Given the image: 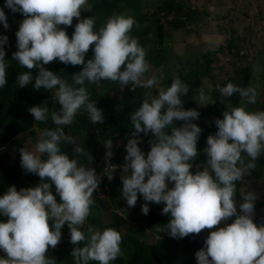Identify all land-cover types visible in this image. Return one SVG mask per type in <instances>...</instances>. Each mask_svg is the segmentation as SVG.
Masks as SVG:
<instances>
[{"label": "clouds", "instance_id": "obj_1", "mask_svg": "<svg viewBox=\"0 0 264 264\" xmlns=\"http://www.w3.org/2000/svg\"><path fill=\"white\" fill-rule=\"evenodd\" d=\"M88 2L5 0L4 7L20 15H8L0 8V24L5 29L9 28L6 16L24 17L15 33L17 51L11 58L17 62L14 67L18 64L21 68H11L6 62L3 46L8 37L0 36V88L9 86L12 70L19 89L45 94L52 90V99L60 105L52 112L44 107V101L28 107L33 123L29 131L37 137L25 143L36 145L34 151L25 150L24 145L19 151L21 170L31 181L11 184L6 192L5 187L0 188L5 193L0 192V251L6 254V258L0 257V264H56L46 253L49 247H57L66 223L75 264H110L122 255L121 235L115 229L101 231L89 225L82 230L101 177L76 156L88 163L99 160L94 156L97 147L87 153L83 146H77L75 153L71 149L72 159L62 151L75 144L70 125L81 109L93 125L104 122L102 109L90 100L85 85L105 80L116 83L121 90L127 85L133 92L141 87L158 89L157 95L144 99L130 114L133 138L128 139L125 148L122 145L126 150L122 166L109 162L112 140L104 142L107 166L103 175L111 181L113 173L122 168L121 196L127 205L135 206L138 194L145 201L141 205L144 215L149 212L148 202L163 204L162 214L170 219L160 231L166 228L172 238L216 228L195 253L197 264H264V224L257 226L252 219L256 196L250 191L242 193L239 213L235 200V182L256 168L264 152V111L249 112L244 107L245 101L249 105L257 102L256 89L231 82L216 86L223 97L238 94L241 106L221 111L222 118H216L209 128L203 149L206 167L193 163L200 154L197 141L202 129L192 122L199 118V112L183 107L182 97L190 86L178 76L167 88L160 87L155 76L147 78V52L130 35L135 19L114 14L96 30L94 17L80 18L82 9L91 11ZM74 18L78 22L69 38L60 26H72ZM56 60L60 62L59 72L66 70L67 76L68 71L74 73L71 83L50 71L51 65L47 64ZM33 69L37 71L35 77ZM197 93L198 105L207 106L209 97L204 89H197ZM174 121L183 123L176 127ZM139 133L152 134L150 151H141V142L148 140L139 141ZM114 137L124 141L117 134ZM259 177L264 180V167ZM232 217L234 220L227 223ZM222 222L225 226L217 227Z\"/></svg>", "mask_w": 264, "mask_h": 264}, {"label": "rangeland", "instance_id": "obj_2", "mask_svg": "<svg viewBox=\"0 0 264 264\" xmlns=\"http://www.w3.org/2000/svg\"><path fill=\"white\" fill-rule=\"evenodd\" d=\"M135 3L144 17L143 25L150 28V33L143 37L142 41H151L155 44L153 56L161 62L160 65L155 66L147 61L150 65L149 72L145 74L147 78L155 76L160 82L159 86L167 88L174 77L178 76L182 80L183 74L190 68L201 65L206 67V75L199 78L187 94L190 95L187 100L188 109H195L200 114L194 121L200 124L208 119L205 114L207 106L216 107L219 111L215 114L233 107V101L223 97L216 86L223 87L229 82L241 86L243 81L241 75L245 69L249 70V74L244 87L255 88L258 96L255 104L249 105L245 101L244 107L249 112L264 111V0H135ZM167 6L175 8L170 15L163 16V13L158 12L159 8ZM6 18L9 28L5 29L2 25L0 36L6 35L8 41H12L16 38L15 33L19 29L17 17L6 16ZM131 36L141 41L138 33H133ZM15 67L21 68L18 64ZM57 74L66 80L62 69ZM127 86L123 90L118 87L114 97L121 98ZM201 87L209 97L207 106H199L197 102V89ZM157 92L156 87L148 89L149 94L146 99L157 95ZM238 106H241L240 97L236 104V107ZM85 135L86 133L83 132L81 137H74L72 153H75L77 146H83ZM148 136L150 139L153 138L151 133H148ZM2 137L9 139L4 148H8L11 140L19 138L25 150L35 149L36 142L25 143V140L32 141L37 137L33 130L22 136L14 135L12 129L4 127L0 132V138ZM122 141L118 139L112 144L113 155L109 160L112 164L122 166L125 163L126 150H122ZM150 142L151 140L142 141L141 151L144 153L150 151ZM96 149L94 156L99 157V160L93 164H89L81 156H76L81 163L94 168L96 174L101 177L98 189L92 197L96 200L90 206V215L82 230L86 231L89 225L100 229L98 224L89 221V217L99 219V226L114 224L112 215L116 207L111 195L115 194L121 204L118 211L125 218V222L120 227L121 234L132 235L142 244L154 243L167 237L168 230L165 228L160 231L165 227L160 223H153L150 228H146L143 224L144 214L141 212V205L145 201L140 194L135 206L127 205L121 196L122 168L117 169L113 173L114 178L109 181L107 176L103 175L107 166L104 142L97 140ZM16 154L17 151L10 152V163L15 161ZM235 183L236 192L240 194L237 206L243 202L241 194L250 191L255 194V203L258 204L253 216L264 212V180L259 176L255 178L250 172L242 181ZM172 186V183L168 184L169 188ZM0 192L1 195L5 194L3 191ZM148 207L150 211L158 213V204L148 202ZM65 226L68 227L67 223ZM223 226H225L224 222L217 227ZM214 230L216 228L202 230L203 244L198 248L186 247L181 256L187 257L190 264H197L195 253L204 246V240L209 232ZM0 257L6 258V254L0 251Z\"/></svg>", "mask_w": 264, "mask_h": 264}, {"label": "trees", "instance_id": "obj_3", "mask_svg": "<svg viewBox=\"0 0 264 264\" xmlns=\"http://www.w3.org/2000/svg\"><path fill=\"white\" fill-rule=\"evenodd\" d=\"M91 5V11L82 9L81 19L94 17L95 24L94 29L99 30L102 27L107 19L114 14H123L128 17L131 16L135 19L136 23L133 25V28L130 32V35L133 33H138L139 39L138 43L146 50V60L155 66L161 64L160 60L154 59V48L155 44L151 41H142V38L150 33V28L144 26V17L140 14V8H137L135 0H90L88 2ZM175 8L164 7L159 8L158 12L163 13V16H168L172 13ZM24 17L18 16L17 22L19 25ZM78 21L76 18L73 19L72 26L66 27L61 25V28H64L69 38L74 31V26ZM3 24H0V30ZM156 37V36H155ZM5 51V59L7 63H11V68H15L14 64L17 63L15 60H12V53L17 51L16 38L12 41H8L6 45L3 46ZM179 59V58H178ZM47 65H51L50 71L57 74L60 70V62L58 60L53 61ZM46 66V65H44ZM61 72V71H60ZM66 81L71 83V75L74 74L71 71H68L69 76H67V71L62 70ZM32 74L35 77L37 74L36 69L32 70ZM249 70L245 69L244 73L241 75L242 85L244 87L248 79ZM206 75V67L203 65L198 67H192L189 71L183 74V79L186 84L190 87H193L196 81L202 76ZM89 88V98L92 101L96 102V107L102 109L104 115L103 123H96L93 125L88 117V114L83 109L80 110L79 114L76 115L73 123L70 125L74 137H81L82 133L85 132V138L83 142V147L85 151L95 149L97 147V140L105 142L107 139L112 140V144L115 143L117 138L114 136L117 134L119 138H123V148L128 142V139L133 138L131 133L134 131V126L130 120V114L133 113L138 105L146 99L148 96V89L137 88L134 92L130 90V85L125 88L124 94L121 98L116 99L114 94L119 87L114 82L105 80L101 81L99 84L85 85ZM53 93L49 90L47 94L33 89H19L14 81L13 71L9 72V86L6 85L3 88H0V132L4 127L12 129L13 134L25 135L28 133L33 123L28 114L29 105L44 101V107L48 109V112L53 110H58L60 105L52 99ZM190 98V95L182 97L183 107L185 110L188 109L187 100ZM233 102V106L236 107V104L239 100V95L235 94L232 97H228ZM219 110L213 106H207L205 109V114L208 119L202 123L193 121L202 129L200 137L197 141V149L200 153L196 159L193 160V163H203L206 167V156L203 152V149L206 147L207 132L209 128L214 124L216 118H222L220 113L215 114ZM251 111V110H250ZM84 112V113H83ZM182 121H174L176 127L182 125ZM170 134V129H169ZM148 134L139 133V141L149 140ZM153 139V138H152ZM150 139V140H152ZM9 139L7 137L0 138V188H3L7 185L17 184L23 185L31 181V178L26 175L21 169L20 164V148H23L19 138H15L10 141L8 148H4ZM140 143V142H139ZM139 147V144H138ZM74 146L69 144L65 150H62L65 154L69 156L70 159L74 157V154L71 153V149ZM96 150V149H95ZM17 151L16 159L13 163L9 162L10 152ZM148 153V152H147ZM146 153V155H147ZM76 155H78L76 153ZM93 158V156H91ZM98 160L92 159L89 163H94ZM248 158L245 157V163H247ZM264 167V152L261 153L260 157L256 161V168L251 170L253 176L257 178L259 176L260 169ZM114 206L116 209L113 212L112 219L114 221L113 225L99 226L100 220L97 218L89 217L90 222L98 224L99 230H104L107 228H112L118 231L121 235V252L122 255L117 257V259L110 261V264H190L187 257L181 256L186 247L198 248L203 244V237L201 233L199 234H190L184 238H172L167 234V237L157 240L154 243L142 244L137 240L136 237L129 234H121L120 227L125 222V218L118 211L121 208L119 199L117 195H111ZM240 199V194L235 193L236 203ZM96 199H93L95 202ZM59 202V199L57 200ZM255 203V208L257 207ZM264 205V204H263ZM163 204H158V213L153 211L148 212L147 215L142 216L143 224L146 228H150L153 223H160L163 226H166L168 220L170 219L169 215L162 214ZM237 212L239 213V206H237ZM253 222L257 226L264 224V212L256 214L252 217ZM234 220V217L229 218L227 223H231ZM51 227V221L49 222ZM69 229L64 225L61 229V239L55 249L49 247L46 256L56 260V264H75L70 253L74 247L70 242ZM90 264H98V262L92 261Z\"/></svg>", "mask_w": 264, "mask_h": 264}, {"label": "crops", "instance_id": "obj_4", "mask_svg": "<svg viewBox=\"0 0 264 264\" xmlns=\"http://www.w3.org/2000/svg\"><path fill=\"white\" fill-rule=\"evenodd\" d=\"M4 5H5V0H0V8H2L3 11H5L8 15H13V14L20 15L21 14L19 12L13 13L9 8L4 7ZM10 186H12V185L5 186V192L7 191L8 187H10Z\"/></svg>", "mask_w": 264, "mask_h": 264}]
</instances>
